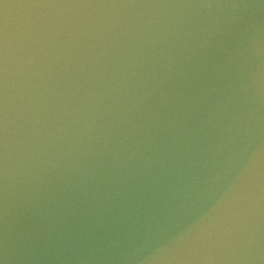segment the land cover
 Wrapping results in <instances>:
<instances>
[{"label": "water", "instance_id": "water-1", "mask_svg": "<svg viewBox=\"0 0 264 264\" xmlns=\"http://www.w3.org/2000/svg\"><path fill=\"white\" fill-rule=\"evenodd\" d=\"M238 27L264 0H0V264H128L102 238L147 203L146 247L229 264L264 197Z\"/></svg>", "mask_w": 264, "mask_h": 264}, {"label": "clouds", "instance_id": "clouds-1", "mask_svg": "<svg viewBox=\"0 0 264 264\" xmlns=\"http://www.w3.org/2000/svg\"><path fill=\"white\" fill-rule=\"evenodd\" d=\"M237 30L242 33L238 76L243 77L239 81L243 97H237V102L247 105L250 114L260 112L264 110V27ZM162 220V209L156 205H133L110 223L102 243L126 256L128 264H195L172 249L145 246L146 238ZM229 233V264H264V197H254L237 211Z\"/></svg>", "mask_w": 264, "mask_h": 264}]
</instances>
